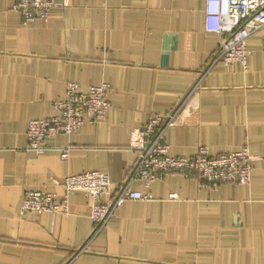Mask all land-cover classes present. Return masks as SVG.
<instances>
[{
	"label": "crops",
	"instance_id": "1",
	"mask_svg": "<svg viewBox=\"0 0 264 264\" xmlns=\"http://www.w3.org/2000/svg\"><path fill=\"white\" fill-rule=\"evenodd\" d=\"M16 1L0 0V264H264V29L248 41L247 69L227 68L213 63L219 37L206 32L205 0H55L48 20L29 24ZM70 82L111 86L106 119L49 138L45 154L28 151L29 122L54 116ZM179 107L171 154L248 148L249 184L134 181L153 199L125 202L95 237L83 193L70 196L69 215L22 212L25 192L61 197L65 177L94 170L110 177L112 201L143 125Z\"/></svg>",
	"mask_w": 264,
	"mask_h": 264
},
{
	"label": "built area",
	"instance_id": "2",
	"mask_svg": "<svg viewBox=\"0 0 264 264\" xmlns=\"http://www.w3.org/2000/svg\"><path fill=\"white\" fill-rule=\"evenodd\" d=\"M62 6L55 0H17L14 10L24 23L48 20L54 8ZM205 29L219 37V51L213 63L231 67L240 64L247 69L251 51L249 39L264 29V0H205ZM264 50V47H263ZM199 83L194 88H198ZM109 84L91 86L86 91L70 82L66 98L53 103L56 114L47 119L31 120L27 130L28 151L45 154L46 141L54 136H69L87 125L104 121L112 105ZM181 107L168 113L151 115L143 125L140 140L133 149L134 165L127 179L118 189L112 201H105L111 193V181L98 170L68 175L62 181L63 196L54 193L25 192L21 210L34 214H70V196L83 193L90 199L93 236L99 235L114 218L115 213L127 201H150L151 193L133 191L134 181H141L149 189L157 181L171 174L196 175L210 189H218L224 183L249 184L252 179L253 161L250 150L212 156L207 147H201L195 156L178 157L170 152L167 133L175 128ZM71 148L61 150V157L69 159Z\"/></svg>",
	"mask_w": 264,
	"mask_h": 264
},
{
	"label": "rangeland",
	"instance_id": "3",
	"mask_svg": "<svg viewBox=\"0 0 264 264\" xmlns=\"http://www.w3.org/2000/svg\"><path fill=\"white\" fill-rule=\"evenodd\" d=\"M59 7H61V6H59Z\"/></svg>",
	"mask_w": 264,
	"mask_h": 264
}]
</instances>
